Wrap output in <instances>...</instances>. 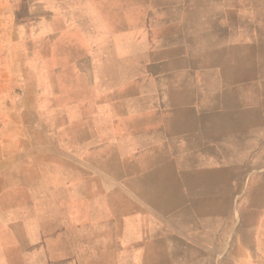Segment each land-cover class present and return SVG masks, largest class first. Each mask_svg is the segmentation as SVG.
Wrapping results in <instances>:
<instances>
[{"label":"crops","instance_id":"crops-1","mask_svg":"<svg viewBox=\"0 0 264 264\" xmlns=\"http://www.w3.org/2000/svg\"><path fill=\"white\" fill-rule=\"evenodd\" d=\"M16 2L0 3V23H79L97 99L90 113L85 101L65 104L79 115L46 134L33 101L0 112V177L59 148L49 136L62 129L65 152L95 155V186L128 205L98 250L114 246L128 264H264V11L248 0ZM123 41L137 60L128 91ZM7 186L0 179V264H81L56 256L46 209H9Z\"/></svg>","mask_w":264,"mask_h":264},{"label":"rangeland","instance_id":"rangeland-1","mask_svg":"<svg viewBox=\"0 0 264 264\" xmlns=\"http://www.w3.org/2000/svg\"><path fill=\"white\" fill-rule=\"evenodd\" d=\"M8 3L14 6L17 2L8 0ZM262 3L248 0V10L254 14L257 9L264 11ZM19 4L20 14H27L25 5L22 2ZM128 24L119 23L121 35L126 33ZM80 36L79 23H0L1 114H10L15 102H23L26 106L28 100L33 101L41 109L38 118L44 120L45 124L41 126L46 134L48 128L60 127L56 124L57 117L79 115L78 109L65 105L68 102L85 101L91 106L89 113L94 112L97 99L93 86L94 60L89 58V46L81 41ZM128 49L125 41L120 43L122 54L118 61V73L121 90L124 91L130 90L137 65V60L126 57ZM53 103L64 105L56 111ZM60 131L55 136H49L54 142L61 143L59 148L54 147L48 152L41 149L43 156L40 155L36 161L29 160L23 167L1 173L0 179L8 184L5 187L9 200L7 206L9 209L31 206L46 209L45 216L49 219L44 222L52 224V229L57 232L56 256L69 255L76 262L81 260V264H128L126 259L117 262L118 254L124 257L128 253H119L114 246L97 249V244L102 247L110 243L108 239L111 237L106 238L105 235L112 232V219L127 213L128 205L114 204L111 188L95 186L96 156L68 155L65 152L68 150L64 149L65 133L62 129ZM118 191L120 199L126 195L125 189L124 192L122 189ZM15 196L18 202H14ZM33 197L40 198L39 204L22 203L27 199L31 201ZM12 223L16 221L9 224ZM15 226H20L19 222ZM63 245L67 250L63 249ZM136 264L162 263L152 258Z\"/></svg>","mask_w":264,"mask_h":264},{"label":"bare ground","instance_id":"bare-ground-1","mask_svg":"<svg viewBox=\"0 0 264 264\" xmlns=\"http://www.w3.org/2000/svg\"><path fill=\"white\" fill-rule=\"evenodd\" d=\"M234 154V153H233ZM236 160V159H235ZM220 178V177H219Z\"/></svg>","mask_w":264,"mask_h":264}]
</instances>
